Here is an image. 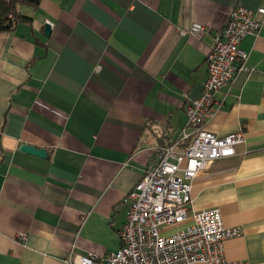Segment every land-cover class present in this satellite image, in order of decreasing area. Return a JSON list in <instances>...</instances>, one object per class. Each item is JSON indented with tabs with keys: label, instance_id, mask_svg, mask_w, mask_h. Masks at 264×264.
<instances>
[{
	"label": "crops",
	"instance_id": "1",
	"mask_svg": "<svg viewBox=\"0 0 264 264\" xmlns=\"http://www.w3.org/2000/svg\"><path fill=\"white\" fill-rule=\"evenodd\" d=\"M237 5L256 10L264 0H40L21 8L31 21L0 32V264H64L71 252L118 249L124 198L157 148L180 138L207 77L205 56ZM259 19L257 36L240 43L244 68L215 93L204 123L218 136L241 130L244 140L191 184L190 213L218 208L225 226L240 228L224 241L225 257L248 264H264ZM196 25L202 35L191 31ZM23 143L46 157L21 151Z\"/></svg>",
	"mask_w": 264,
	"mask_h": 264
},
{
	"label": "built area",
	"instance_id": "2",
	"mask_svg": "<svg viewBox=\"0 0 264 264\" xmlns=\"http://www.w3.org/2000/svg\"><path fill=\"white\" fill-rule=\"evenodd\" d=\"M259 16L264 17L263 7L237 5L215 34L205 56L207 77L200 95L185 109L180 138L157 148V158L124 198L127 212L118 231V249L102 255L71 252L64 264H248L225 257L224 241L238 236L240 228L225 226L218 208L190 213L191 184L210 161L233 155L244 140L241 130L218 136L206 131L204 123L215 93L244 68L247 54L240 43L247 35L257 36ZM191 31L202 35L205 28L196 25ZM175 226L180 227L169 231ZM17 239L23 242L25 234Z\"/></svg>",
	"mask_w": 264,
	"mask_h": 264
},
{
	"label": "trees",
	"instance_id": "3",
	"mask_svg": "<svg viewBox=\"0 0 264 264\" xmlns=\"http://www.w3.org/2000/svg\"><path fill=\"white\" fill-rule=\"evenodd\" d=\"M40 0H0V32L12 31L19 23H28L31 17L21 7L36 9Z\"/></svg>",
	"mask_w": 264,
	"mask_h": 264
},
{
	"label": "water",
	"instance_id": "4",
	"mask_svg": "<svg viewBox=\"0 0 264 264\" xmlns=\"http://www.w3.org/2000/svg\"><path fill=\"white\" fill-rule=\"evenodd\" d=\"M51 30L49 24L44 25V34L45 36H49ZM19 149L23 152H26L28 154L40 157V158H45L46 157V150L44 148H37L33 145L23 143L19 146Z\"/></svg>",
	"mask_w": 264,
	"mask_h": 264
},
{
	"label": "rangeland",
	"instance_id": "5",
	"mask_svg": "<svg viewBox=\"0 0 264 264\" xmlns=\"http://www.w3.org/2000/svg\"><path fill=\"white\" fill-rule=\"evenodd\" d=\"M21 8H24V7H21Z\"/></svg>",
	"mask_w": 264,
	"mask_h": 264
}]
</instances>
